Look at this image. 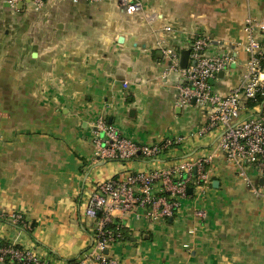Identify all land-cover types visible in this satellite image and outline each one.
Returning a JSON list of instances; mask_svg holds the SVG:
<instances>
[{
    "label": "crops",
    "instance_id": "obj_1",
    "mask_svg": "<svg viewBox=\"0 0 264 264\" xmlns=\"http://www.w3.org/2000/svg\"><path fill=\"white\" fill-rule=\"evenodd\" d=\"M132 1L142 9L128 15L120 0L40 6L23 0L16 8L0 0V213H21L32 225L27 233L0 220V243L30 248L49 264L78 260L89 250L92 221L84 210L97 183L214 149L221 132L204 131L207 116L194 103L179 106V74L168 71L159 43L180 57L186 38L204 36L210 52H229L231 63L211 84L226 95L246 70L244 20L264 22V0ZM98 119L137 143L182 142L158 158L99 160ZM209 170L210 185L193 188L171 219L151 221L140 209L116 212L125 235L108 251L115 262L264 264L262 177L246 167L261 193L255 196L233 163L214 158Z\"/></svg>",
    "mask_w": 264,
    "mask_h": 264
},
{
    "label": "built area",
    "instance_id": "obj_2",
    "mask_svg": "<svg viewBox=\"0 0 264 264\" xmlns=\"http://www.w3.org/2000/svg\"><path fill=\"white\" fill-rule=\"evenodd\" d=\"M23 0H5L16 8ZM37 6L47 0H30ZM65 1V0H62ZM76 4L80 0H69ZM95 3L99 0H85ZM128 15L138 13L142 5L138 1L120 0ZM171 32L170 27L163 29ZM248 60L239 83L226 95H219L212 88L214 81L232 61L227 51L210 52L209 41L204 36L186 38L189 58L194 65L180 68L179 53L164 40L159 43L161 60L169 72H177V101L180 107L194 102L207 116L204 131L221 132L214 149L206 156L193 161L172 163L147 172H127L121 179H106L97 183L87 201L84 215L92 221L90 248L80 259L64 264H117L109 255V249L124 240L122 222L116 220V212L128 213L142 210L151 221L171 219L179 211L182 200L192 194L193 188L204 191L210 185L209 166L214 158L222 157L233 163L238 176L255 196H261L246 174L252 167L264 182V22L248 16L244 20ZM124 88L127 84H123ZM98 135L93 139L94 157L103 161L126 162L141 155L145 159L158 158L180 145V137L167 138L155 144H142L122 137L108 126L104 119L95 123ZM188 189L191 193L188 194ZM192 196V195H191ZM195 216L203 220V210H195ZM9 220L25 232L32 225L23 214L0 213V220ZM188 248L187 245H184ZM0 264H49L32 249L15 242L0 243Z\"/></svg>",
    "mask_w": 264,
    "mask_h": 264
},
{
    "label": "water",
    "instance_id": "obj_3",
    "mask_svg": "<svg viewBox=\"0 0 264 264\" xmlns=\"http://www.w3.org/2000/svg\"><path fill=\"white\" fill-rule=\"evenodd\" d=\"M188 60H189V51L188 50L181 51L180 60H179L180 68L185 69L187 67ZM192 65H194V61H192ZM219 75L222 76L223 73H220ZM190 193H191V189H188V194Z\"/></svg>",
    "mask_w": 264,
    "mask_h": 264
},
{
    "label": "trees",
    "instance_id": "obj_4",
    "mask_svg": "<svg viewBox=\"0 0 264 264\" xmlns=\"http://www.w3.org/2000/svg\"><path fill=\"white\" fill-rule=\"evenodd\" d=\"M27 233H30V232H27ZM123 235H125V233L123 232Z\"/></svg>",
    "mask_w": 264,
    "mask_h": 264
},
{
    "label": "rangeland",
    "instance_id": "obj_5",
    "mask_svg": "<svg viewBox=\"0 0 264 264\" xmlns=\"http://www.w3.org/2000/svg\"><path fill=\"white\" fill-rule=\"evenodd\" d=\"M263 20H264V18H263Z\"/></svg>",
    "mask_w": 264,
    "mask_h": 264
}]
</instances>
